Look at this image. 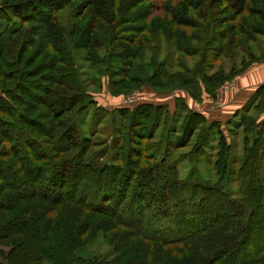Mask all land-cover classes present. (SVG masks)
<instances>
[{"label": "trees", "instance_id": "obj_1", "mask_svg": "<svg viewBox=\"0 0 264 264\" xmlns=\"http://www.w3.org/2000/svg\"><path fill=\"white\" fill-rule=\"evenodd\" d=\"M71 1L20 0L0 5V20L7 22V26L0 25V238L20 225L22 232L37 244L45 248L61 246L57 254L65 262L61 264H264V256H255L259 251L264 253V246L242 247L246 239L242 238L238 248L236 242L227 243L226 239L227 235L234 236L230 229L234 221H240L238 228L243 226L247 205L254 208L252 218H259V228L263 225L264 231V187L260 176L264 117L260 121L249 117L247 122L240 110L236 112L244 119L242 125L247 123L245 129L255 133L253 146H246L238 170L230 167V144L221 122L210 120L178 99L186 122L181 126L183 134L173 143L169 121L177 111L172 113L166 105L147 103L115 108L112 115L118 109L128 110L129 126L134 121L135 126L142 127L152 118V130L157 123H169L160 143L150 142L152 131L147 135L133 126V134L128 136L133 144L127 148L123 166L116 164L122 154L114 153V136L108 147L91 152L92 139L82 126L86 122L93 127L97 113L106 115L109 111L98 103L89 87L107 77L113 81V91L120 92L124 89L120 86L126 84L128 88L135 82V52L121 43L134 45L135 41L133 36H122L120 30V25L132 21L120 16L119 10H127L125 2L119 7L122 0H86L78 11L65 13ZM187 1L189 6L184 7L192 8L190 13L197 16L186 19L180 13L173 18L177 26L172 27L173 40L179 53L173 67L179 70L171 72L165 67L162 72L163 63L153 56L154 70L149 78L172 77L185 88L191 83L198 87L203 83L205 91L214 97L219 85L238 72L235 61L227 72L223 58L236 60L241 53L242 65L247 67L264 61L251 50L252 44L258 42L257 35H264V0ZM220 1H228L232 11V18H225L227 24L223 27L219 25L223 18L214 12L212 4ZM254 2L257 8L251 10ZM130 3L133 11L138 4L133 0ZM153 7L154 11L158 9ZM247 13L259 16V22L249 30ZM158 31L165 32L163 28ZM195 55L200 58L193 72L187 61ZM245 56L249 57L246 61ZM218 61L220 68L209 74L207 70L214 69ZM194 89L198 90L196 86ZM257 99L255 108L264 113V84L243 108ZM91 108L96 111L93 115ZM155 110L159 115L153 114ZM137 118L141 119L138 124ZM200 125L205 134L218 136L216 171L222 181L228 176L223 186H229L232 177L241 181V198H235L229 187L223 189L219 183L177 179L167 152L189 144ZM160 150L164 155L158 159ZM144 159L154 161L143 167ZM40 171H49L48 182H37ZM59 184L61 190L57 188ZM41 185L44 193H38ZM210 199L211 206H205V200L210 203ZM67 208L72 213L70 222L64 217ZM166 226L172 234L167 233ZM58 228L70 229L66 241L67 233L64 238L55 235ZM238 231L243 234L240 228ZM99 232L115 249L116 256L111 259L86 253ZM204 235L213 236L210 244L214 248L198 246ZM192 245L193 251L187 253ZM42 258L40 252L36 259ZM67 258L69 261H65Z\"/></svg>", "mask_w": 264, "mask_h": 264}, {"label": "rangeland", "instance_id": "obj_2", "mask_svg": "<svg viewBox=\"0 0 264 264\" xmlns=\"http://www.w3.org/2000/svg\"><path fill=\"white\" fill-rule=\"evenodd\" d=\"M17 1L20 0H0V5L9 4ZM85 1L86 0H72L70 5H67L64 8V10H66L65 13H67V10L78 11V6H80V4L84 3ZM130 1L131 0H122L118 2L119 7H122L124 2L126 3L124 6L127 7V10H119L120 16H122L123 18H127V20H132L129 23H123L122 25H120V30H122V36H133V40L135 42L134 45H131L127 41L121 43L124 45L125 48H132L135 52L134 66L136 69L135 75L137 80L135 82L132 81L131 83H129L128 88L126 87V84L123 87L120 86V88L125 89L124 90L119 88L120 92L113 91V81H109L107 77L102 78L100 84L97 83L96 85H90L89 90L95 96L98 103L101 106L107 108V110L109 111V114L106 115L102 113H97L98 117L93 121V127H91L90 123H88L87 125L86 122L84 124V127L82 126L84 133H86V135L90 136L92 139L91 152L108 147L107 145L111 143L114 136V140L117 141L114 153L122 154L121 160L116 161V164L123 166L124 162L122 160L127 159V148L129 146H132L133 144L132 139L130 141L128 140V136H131L133 134V129L131 127L134 126V128L143 130V132H145L147 135L150 134V132L152 131L154 136L152 139H150V142H154V144L157 142L160 143L161 136L164 133L166 134V132L168 131L167 127L169 123L166 125V123H164L165 121L161 123V125H158V123V126L153 125V127H155L153 128V130L150 129V127L152 126L151 122L153 121L152 118L146 121L147 126H135L134 121L132 122L133 124L129 126L131 116L129 113H127L128 110L118 109V113L112 115V111L115 108H132L138 105L152 103L154 105H166L172 113L177 111L175 114H173L175 116L174 119L169 121L170 123H172L170 138L171 142L173 143L176 137L180 136V134H183L181 126H184L186 122V120L184 119L185 116L182 115V108L179 103L176 102L177 99L182 100L184 103L187 104L190 109L196 111L198 110L195 108V106L200 107V105H204L205 103H207L208 106L211 103L212 106V104H214L215 102L222 100L225 105L222 108L217 109L216 112L212 113L211 119L213 120L219 117L218 119L222 120L219 121L221 122L222 129L225 132L228 143L230 144V167L232 169H240L243 162L242 159L245 155V148L246 146L252 147L254 143L253 139L255 138V133L252 129L248 131L245 129L247 123L245 125H242L244 119L240 114H243V116H245L244 118H246L248 122L249 117H254L255 119H257V121L262 120V118L264 117V113H260V111L256 110L255 108V105L259 102L260 99L249 103L246 109H244L243 106L241 108H237V106H241L243 102L245 103V101H243L242 103L241 101H239L236 105L234 103V100L237 98L235 94L236 91H238L240 82L239 79L244 77L247 73H250L251 69L254 68L256 64L261 63L263 61L254 63H251L252 61H249V63L251 64L247 67L242 65L241 53H239L238 58L236 60H231L230 58L226 57L223 58L222 60L225 63L224 67L226 68L227 72L230 71V67L233 65L234 61L236 63L238 72L234 75V77L228 78V80L219 85L216 92L217 94L214 97L210 93L205 91V86L203 83H200L201 86L199 87L196 83H191L189 88H185L179 86L178 81L172 77L166 78L162 75L149 78L154 70L152 66L153 56L157 57V60L163 63L162 72L165 70V67H167L171 72H177V70H179V68L173 67V64L177 62L179 54L177 53V46L173 40L174 31L172 27L175 26L177 28L173 18L174 16H179L180 13H183L182 16H185L184 18L186 19H188L189 17H195L197 15L190 13V9L192 8L184 7V4H186L187 7L189 6L187 4V0H133V4H138L133 9V11H131L132 9L130 7ZM212 4H214V12H219V14L221 15H218V17L223 18L219 23V25L223 27L225 24H227L224 22L225 18H232V11L228 9L229 2L220 1L214 2ZM155 5L158 6V9L154 11L153 6ZM251 5V10L257 8L255 7V2ZM87 15L88 13L86 12V15L83 17V21L86 20ZM146 16L147 18L145 19ZM246 16H248L246 26H248L247 30H249L252 24H256L259 22V16L258 14L253 13H250L249 15L247 13ZM175 19L176 22H179V19ZM0 25L7 26V22L0 20ZM160 28H163L165 32H162L161 34L158 31ZM257 36L258 42L252 44L253 47L251 48V50L256 53L257 57H260L262 59V57H264V35ZM117 50L120 51L121 49L117 48ZM122 50L124 49L122 48ZM79 53L82 54V51L79 50ZM199 58L200 55H195L194 57L188 58L187 62L190 68L193 69V72L199 62ZM244 58L245 61L249 59L248 56H245ZM220 66L221 63H219L218 61L215 64L214 69H209L207 71L209 72V74H211L217 71ZM182 72L184 73V70H182ZM195 86L198 88V90L194 89ZM191 92L199 94L200 97L195 98L191 94ZM204 95L206 96L204 97ZM207 98L210 99L209 102H206ZM207 105L205 106V108H208ZM90 110V115H93V112H96L95 110H92V108ZM238 110H240L239 112L241 113L236 116V112ZM183 112L186 113V110ZM204 113L205 112L203 111L202 114ZM153 114L159 115L157 110H155ZM140 122L141 119L137 118L136 124ZM190 128L193 129L192 126ZM197 128L198 129L192 135L189 144L183 147H172L171 150L167 152V161L169 163H174L173 166H175L174 168L177 179L190 181L192 183H202L210 185H215L219 183L223 189H227L229 187V189L232 190L235 198H241V195L239 196L238 193V190H240V187L242 186L241 181L234 180L232 177V180L229 181V186H223L224 184H226V178L228 176L225 177L222 181L220 175H218L216 171L215 160L217 157L216 155L218 150V136H209L208 134H205L201 125ZM260 138H263L261 143L264 144V135ZM93 154L94 153H91V155ZM163 155V151L160 150V154H158V156H155L158 159H161ZM153 161L154 160L144 159L141 165L144 167ZM48 175L49 171H40L37 182H42L41 184H43L44 182H48ZM260 176L262 187H264V160L262 162ZM57 188L61 190V184H59ZM250 188H253V186ZM39 191L38 193H44L45 190L43 189L42 185L40 186ZM111 200H113V198ZM135 200L139 201L138 197ZM129 201L130 198L127 199L126 203H128ZM209 202L210 203H208V200H205V206L209 204L211 206L213 201L210 199ZM253 210L254 208L250 207V205L246 206L243 226H239L240 231L243 233L242 235L241 233H238V225L240 221H234V226L230 228L233 231L234 236L227 235L226 239H229L227 243L234 241L236 242V244H238L239 248L241 247L240 242L242 238H246L243 242L242 247L250 248L256 246L260 248L264 246V231L262 232L263 225H261V228H259V218L257 216L255 218H252ZM64 213H66L64 217L68 220V222H70V217L72 215L71 209L67 208V211ZM109 215L112 216L111 213ZM156 219V217H153L154 221H156ZM248 222L249 225L247 224ZM158 228L159 227H157V230ZM160 228L162 230H165L162 226H160ZM168 228L170 227L166 226L167 233L172 234L173 232H171V229ZM22 231V227L18 225L11 229V231L9 232L10 234L8 236H3L0 238V264L65 263L63 260L57 257L58 252L62 250L61 246H46L45 248V245L37 244L34 239L27 236V234ZM246 231H248V235H244ZM66 233V241L69 238L70 229L58 228L56 230L55 235H57L59 238H64V235ZM110 234H113V232H111ZM107 236L108 238L111 237V235ZM212 237L213 236L211 235H204V237L202 238V243L201 241L198 242V246L202 247L203 244L204 247L209 245L210 248H214V245L210 244ZM234 238L236 240H234ZM249 238L251 239V241L249 240ZM204 242H208V244H205ZM195 243L196 242H194V244ZM193 245L189 248H192ZM65 246L67 247L68 244L65 243ZM192 251L193 248L192 250L187 251V253H191ZM40 252L43 253L44 258L36 259ZM86 253L96 256V258H104L107 260L116 256L113 245L107 242L106 239H104L102 232H99L97 238H95L92 243H90V245L87 247ZM22 255H24L23 258ZM34 255H36V257L32 258ZM255 256H264V253L259 251L257 252V254H255ZM239 258H243V255H240ZM65 261H69V259L67 258Z\"/></svg>", "mask_w": 264, "mask_h": 264}, {"label": "crops", "instance_id": "obj_3", "mask_svg": "<svg viewBox=\"0 0 264 264\" xmlns=\"http://www.w3.org/2000/svg\"><path fill=\"white\" fill-rule=\"evenodd\" d=\"M239 81L240 82H239L238 91H236V94H235V96L237 98L234 100L235 101L234 103L236 105L238 104L239 101H241V103L243 101H245V103L243 102V104L239 107L237 106V108H241L242 106H244L247 103V101H249L252 98V96L255 94L257 89L262 84H264V61L256 64L255 67L251 69V72L247 73L244 77L240 78ZM205 96L206 95H204V97ZM206 100H207L206 102H209L210 99L207 98ZM228 100H229V98H228ZM206 105H207V103H205L204 105H200L201 108L197 107V106H195V108L198 111L200 110L201 111V112L199 111L200 113H203V111H204L205 112L204 114L209 119H211V114L216 112L217 109L222 108L225 104L221 100V101L215 102L214 104H212V106L210 103L209 106L207 105L208 108H205ZM218 118H215L213 120L219 121L220 119H218ZM220 121H222V120H220Z\"/></svg>", "mask_w": 264, "mask_h": 264}]
</instances>
